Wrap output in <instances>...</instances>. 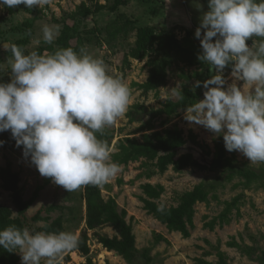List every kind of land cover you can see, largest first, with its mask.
Here are the masks:
<instances>
[{"label":"rangeland","instance_id":"obj_1","mask_svg":"<svg viewBox=\"0 0 264 264\" xmlns=\"http://www.w3.org/2000/svg\"><path fill=\"white\" fill-rule=\"evenodd\" d=\"M114 1L49 0V3L42 8L27 9L24 5H20L16 8L0 9V82H10V66L6 62L11 53L5 51L2 45L16 44L19 46L20 43H23L21 48L26 54L37 52L41 45H49L43 41L41 32L42 26L48 24L60 26L59 34L53 42L56 46V41L64 25L73 26L74 24L68 15L77 11L79 6L83 3L91 8L98 4L111 6ZM167 1L169 0H129V4L119 8L116 13L104 10L81 22L79 30L82 33L84 46L92 55L103 60L109 74L123 78L131 90L127 112L112 126L103 130L107 135L106 140L98 137L109 144L112 155L117 153L120 140L141 137L145 133L163 132L166 129L177 127L185 131L186 137L189 136L190 131H193L197 136L199 147L189 144L196 156V151L204 150L215 154L217 146L224 147L222 136L217 137L203 126L187 122L184 119L185 112H180L178 116L172 118L157 117L152 121V131L149 132L146 129L145 132H142L140 130L143 123L151 119V110L162 109L169 99L176 97L172 89L178 86L180 89L197 90L203 88L202 84L201 87L194 88L197 81L204 82L217 74L214 70H210L207 64L190 68L182 62H176L172 57L174 63L167 69V82L158 91L145 95L142 89L135 86V84L141 85L148 81L149 62L157 58L158 55L151 52L143 61L131 60L129 66L124 65L123 55L134 45L135 34H132L127 41L123 39L112 41L107 36L105 28L120 13H124L136 21L138 27L155 24L159 29L177 34L183 41L185 38L183 28L186 26L181 25L178 19L186 12H183L181 4H185L190 12L189 17L187 16L189 19H183L187 25L185 29L195 33L201 16L209 10L208 0H174L172 2L174 7L171 14L168 15L169 17H165L163 14V22L156 20L157 11L155 8L161 9V5L166 4ZM196 43L201 48L200 40L197 39ZM247 43L251 46L252 41L249 40ZM195 72L202 75V80L199 78L187 80L185 78ZM224 75L227 84H231L233 82L231 66L224 69ZM237 84L242 87L243 81H237ZM141 106H144L148 112L145 110L141 112L139 110ZM137 107L139 108L137 109ZM132 113L135 116L138 114L135 117V122H131ZM0 141H4L3 146H0V169L6 166L7 160L11 161L13 171L20 175L19 190L25 202L31 200L36 192L38 193L26 214L28 229L33 232L45 231L43 230L45 227L61 220L62 231L73 232L77 239L84 232L88 234L89 256L85 257L81 252L71 249L63 253L60 264H85L87 258L97 264H128L117 253L105 249L96 238L97 234L111 238L117 236L113 227L104 225L94 231L87 230L85 194L88 185L81 186L70 193L62 186L54 184L51 178L40 175L36 167L31 164L30 158L23 157V146L16 147V142L10 131L0 133ZM226 153L228 157L235 158L242 167L254 168L257 171L264 169V163H251L240 152L226 150ZM120 169L119 174L101 188L106 198L115 199L119 212L127 211V221L131 222L136 237V248L141 254L144 252L148 254L151 264H198V261L217 264L219 253L226 256L227 264H264V188L253 185L250 189H246L242 184V179L226 183L224 187L216 191V199L211 195L208 204L199 203L196 205L195 229L191 230L190 238H184L182 234L170 231L166 225L148 214L141 201V198H145L142 186L146 184L155 187L162 186L164 192L157 203L162 208L177 207L180 198L185 193L192 191L195 186L201 183L216 181L220 172L200 170L194 167L177 172L173 166H170L165 173L156 172L151 178H148L146 176L147 169L141 163L120 165ZM149 171H156V169L151 167ZM239 196H242V200L237 207L232 208L228 217L230 221L221 224L219 217L225 212L228 204H232ZM0 202L14 212V218L19 217L12 194L2 189L1 181ZM238 211H240V216H238ZM39 212H41V219L36 222L32 221L31 219ZM211 224L214 226L213 229L209 226ZM16 254L20 259L19 264H21V256ZM41 264H45V261L42 260ZM140 264H144L143 261H140Z\"/></svg>","mask_w":264,"mask_h":264},{"label":"clouds","instance_id":"obj_2","mask_svg":"<svg viewBox=\"0 0 264 264\" xmlns=\"http://www.w3.org/2000/svg\"><path fill=\"white\" fill-rule=\"evenodd\" d=\"M47 3L0 0V9ZM208 9L195 38L202 48L198 59L217 74L195 83L194 88L202 84L204 98L186 107L184 119L222 136L228 152L264 163V0H208ZM59 31V25H43V41L53 44ZM2 46L11 56L6 62L10 82H0V133L10 131L40 175L70 193L115 178L120 165L97 133L128 110L131 90L123 78L109 74L87 47L26 54L16 44ZM228 66L231 84L224 75ZM237 81H243L242 87ZM172 91L183 95L178 86ZM76 244V235L68 231L33 232L16 225L0 230V247L18 253L21 264H60L63 253Z\"/></svg>","mask_w":264,"mask_h":264},{"label":"trees","instance_id":"obj_3","mask_svg":"<svg viewBox=\"0 0 264 264\" xmlns=\"http://www.w3.org/2000/svg\"><path fill=\"white\" fill-rule=\"evenodd\" d=\"M129 0H115L113 5L98 4L91 8L86 3L78 7L77 11L68 15L69 19L73 20V26L64 25L56 46L41 45L37 53L44 54L45 52L52 53L58 48L72 47L79 52L82 47H85L82 40V33L79 30L83 19L99 14L104 10L110 13H116L119 8L127 6ZM185 38L181 41L177 34L159 29L154 26L136 25V21L129 18L126 14L120 13L118 17L108 24L105 28L107 36L112 41L123 39L127 41L132 34H135L134 45L124 53V65H130L131 60L143 61L149 53H156L158 56L149 62L150 73L148 81L145 84H135L143 90L145 95L150 92L158 91L167 82V69L176 62H182L187 67H201L203 62L198 59V55L202 53V49L196 43L195 33L183 28ZM23 43L19 46L23 47ZM202 75L195 72L193 75L185 76L187 80L193 78L201 79ZM202 80V79H201ZM203 88L192 90L183 88V95H176L175 98L169 99L160 110H151V119L143 123L140 130L145 132L153 130L152 121L161 116L172 118L178 116L180 112H185L187 106L202 99ZM139 107H137L138 109ZM147 111L144 106L139 109ZM148 112V111H147ZM138 114L132 113L131 122H135V117ZM98 137L106 140L107 135L103 131L102 134L97 133ZM110 137V136H109ZM199 147L197 136L193 131L189 132L186 137L185 131L181 128L166 129L163 132H152L142 134L141 137L125 138L120 140L117 153L111 156L112 160L118 165H129L130 163H141L147 169L146 176L151 178L156 172L165 173L170 166H173L175 171L181 172L186 168L194 167L200 170H208L220 172L218 179L212 183H201L195 188L185 193L180 198V203L177 207H160L157 203L164 192L162 186H153L146 184L142 186L145 198L141 201L145 205V210L149 215H152L157 221L166 225L172 232L182 234L184 238L191 237V230L195 229V207L199 203L208 204L210 196L217 198L216 191L222 188L226 183H231L235 179H242L243 186L250 189L253 185H258L259 188H264V169L259 171L250 167H242L235 158L227 156L226 149L223 146H217L215 154L209 151H196L197 156L193 153V149L189 144ZM202 147V146H200ZM153 167L156 171H149ZM0 181L2 189L12 194L13 203L18 210L19 217L14 218V212L0 202V230L16 225L19 228L28 227L27 211L33 205L37 196L25 202L20 194L19 184L20 175L13 171V165L10 160H7L6 166L0 169ZM244 196V195H243ZM85 200L87 204V230L94 231L101 226L109 225L113 227L117 236L108 237L96 235V238L105 249L110 252H115L127 261L128 264H151V259L147 253H140L136 248V237L133 233L131 222L127 221L128 213L123 210L118 211V206L114 198H106L102 188L88 185ZM242 200V196L237 197L232 204H228L225 212L219 217L221 224L229 222V214L233 207H237ZM163 209L162 211L158 209ZM41 212L37 213L31 220L36 222L41 219ZM240 216V211H238ZM213 229V224L209 225ZM43 230L47 232H59L63 230L61 220H57L53 225L45 227ZM40 230L34 231L38 232ZM72 251H79L85 257L90 254V246L88 244V234L84 232L77 239L76 246ZM219 261L217 264H227L226 256L219 253ZM20 259L16 253H10L0 247V264H19ZM85 264H97L92 259L87 258ZM198 264H212L206 261H198Z\"/></svg>","mask_w":264,"mask_h":264},{"label":"crops","instance_id":"obj_4","mask_svg":"<svg viewBox=\"0 0 264 264\" xmlns=\"http://www.w3.org/2000/svg\"><path fill=\"white\" fill-rule=\"evenodd\" d=\"M172 2H174V0H169V1H167V3L166 4H163V5H161V9L160 8H155V10L157 11V16L155 17V19L156 20H159V21H164V17H163V14L165 15V17H169L168 15H170L171 14V12H172V9H173V3ZM182 5V9L184 10L183 12H186V13H184L183 14V16L182 15H180L179 16V19H178V22L181 24V25H184V26H186L185 28H187V25H186V21H184L183 19H186V18H188L189 17V14H190V12H189V10L185 7V4H181ZM152 10H153V8H152ZM154 11V10H153ZM188 16V17H187ZM161 18H163V19H161ZM189 19V18H188ZM183 20V21H182ZM150 26H154V27H157V26H155V24H150Z\"/></svg>","mask_w":264,"mask_h":264},{"label":"bare ground","instance_id":"obj_5","mask_svg":"<svg viewBox=\"0 0 264 264\" xmlns=\"http://www.w3.org/2000/svg\"><path fill=\"white\" fill-rule=\"evenodd\" d=\"M76 255V254H75ZM76 257V256H75ZM79 259V258H78Z\"/></svg>","mask_w":264,"mask_h":264}]
</instances>
